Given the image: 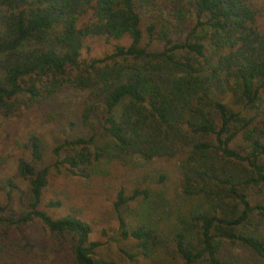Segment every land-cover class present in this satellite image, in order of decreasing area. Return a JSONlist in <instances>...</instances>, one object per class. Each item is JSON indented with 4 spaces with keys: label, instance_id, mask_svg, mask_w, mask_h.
<instances>
[{
    "label": "trees",
    "instance_id": "obj_1",
    "mask_svg": "<svg viewBox=\"0 0 264 264\" xmlns=\"http://www.w3.org/2000/svg\"><path fill=\"white\" fill-rule=\"evenodd\" d=\"M263 16L264 0H0V116L74 97L69 115L56 106L62 122L49 146L32 132L20 145L21 209L4 180L0 240L38 221L48 264H115L98 255L78 210L40 209L42 162L50 154L53 170L88 185L129 155L174 159L177 180L168 187L155 171L114 184L127 263L244 264L221 257L223 244L264 261ZM87 39L128 43L89 57Z\"/></svg>",
    "mask_w": 264,
    "mask_h": 264
},
{
    "label": "rangeland",
    "instance_id": "obj_2",
    "mask_svg": "<svg viewBox=\"0 0 264 264\" xmlns=\"http://www.w3.org/2000/svg\"><path fill=\"white\" fill-rule=\"evenodd\" d=\"M259 30L264 32V16L259 21ZM127 39L103 42L99 39H87L84 43L82 56L101 57L110 53L115 45H126ZM156 48V47H154ZM73 96H65L53 99L37 107L28 110H21L18 117L4 119L0 116V204L8 203L5 200V193L8 186L4 180L14 184L11 191L9 205L16 211L21 208L19 199L25 183L16 176L15 165L18 157L28 160V154L21 150L20 145L24 142L27 134L32 132L41 136L50 145V136L56 129V124H61L62 118H57L56 106L60 105L63 115H69L67 108L73 111ZM260 113L264 119V102L261 105ZM49 155V156H48ZM43 159V166H49V182L42 194L40 209L48 215L58 217L68 212L69 209L78 210L83 220L91 229L89 240L100 243L98 255L104 260L115 264H169L165 261L155 262L139 258L135 263H127L125 257L120 255L117 247L121 246L116 236L117 222L113 217L111 204L114 201L115 185L123 178L139 181L143 174L151 175L155 171L166 174V184L173 185L177 180L176 161L168 159H153L145 163L135 156L123 155L118 163L113 166L108 177H95L90 179L88 185L80 177L69 178L63 167L56 172L51 166V155ZM64 171V172H63ZM115 182V183H114ZM57 199L60 202L59 208H47L45 204L50 199ZM126 217V222L129 223ZM5 240H0V264H48L51 257H48V244L46 235L38 221H32L24 231L19 234L10 233ZM221 257L241 261L244 264H264V261L255 257L251 252L241 246L223 244Z\"/></svg>",
    "mask_w": 264,
    "mask_h": 264
}]
</instances>
